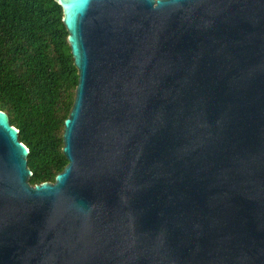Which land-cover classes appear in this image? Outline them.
Wrapping results in <instances>:
<instances>
[{"label": "water", "instance_id": "water-1", "mask_svg": "<svg viewBox=\"0 0 264 264\" xmlns=\"http://www.w3.org/2000/svg\"><path fill=\"white\" fill-rule=\"evenodd\" d=\"M56 1L68 163L0 109V264H264V0Z\"/></svg>", "mask_w": 264, "mask_h": 264}, {"label": "trees", "instance_id": "trees-1", "mask_svg": "<svg viewBox=\"0 0 264 264\" xmlns=\"http://www.w3.org/2000/svg\"><path fill=\"white\" fill-rule=\"evenodd\" d=\"M79 74L56 0H0V109L29 148L30 183L54 182L68 163L65 119Z\"/></svg>", "mask_w": 264, "mask_h": 264}]
</instances>
